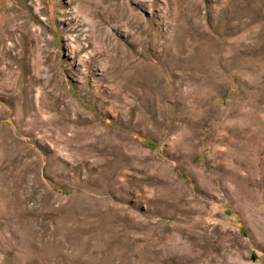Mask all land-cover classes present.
Wrapping results in <instances>:
<instances>
[{"label":"rangeland","instance_id":"rangeland-1","mask_svg":"<svg viewBox=\"0 0 264 264\" xmlns=\"http://www.w3.org/2000/svg\"><path fill=\"white\" fill-rule=\"evenodd\" d=\"M0 264H264V0H0Z\"/></svg>","mask_w":264,"mask_h":264}]
</instances>
